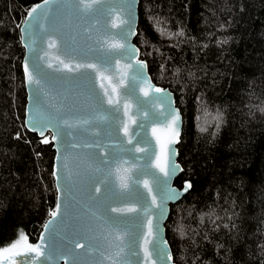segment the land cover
Masks as SVG:
<instances>
[{
  "label": "trees",
  "instance_id": "obj_1",
  "mask_svg": "<svg viewBox=\"0 0 264 264\" xmlns=\"http://www.w3.org/2000/svg\"><path fill=\"white\" fill-rule=\"evenodd\" d=\"M40 1L0 0V246L35 244L55 205L50 143L23 127L19 27ZM136 33L181 112L174 185L192 188L164 223L174 264H262L264 0H139Z\"/></svg>",
  "mask_w": 264,
  "mask_h": 264
},
{
  "label": "snow or ice",
  "instance_id": "obj_2",
  "mask_svg": "<svg viewBox=\"0 0 264 264\" xmlns=\"http://www.w3.org/2000/svg\"><path fill=\"white\" fill-rule=\"evenodd\" d=\"M134 3L135 0H120L118 6L128 12L127 18H121L119 14L110 18L113 9L117 7L115 0H42V3L27 11L24 19L26 27L22 29L21 39L27 37L26 47L31 53V64L26 60L24 73L27 84L33 89L30 97L33 110L26 124H31V131L39 132L43 137V144L50 143L44 131L51 129V139L61 141L65 158L74 154L77 160L85 163L86 174L89 179H94L97 193L102 191L99 185L103 184L106 200L124 201L123 207H111L98 202L88 210L87 246L96 253L91 264H130L133 256L137 257L135 264H140L137 247L143 252V264H156L154 257L161 260L166 257L167 264H174L173 253L168 249V241L163 238L161 231L168 215V201L177 200L182 194L169 183L178 171H182L174 159L177 155L174 146L180 142L181 112L175 106L172 93L151 83L146 75L148 64L140 58L141 50L129 43V37L137 35L132 30L135 21L131 9ZM53 5L56 7L53 8ZM61 13L71 16L78 23L81 32L90 33L86 38L91 43H85L82 47L77 45L76 36L69 35L65 26L59 23ZM183 35L181 30L168 38ZM45 44L48 49H56L58 53H62L57 55L55 66L51 62L44 64L45 57L48 56V52L42 47ZM77 53L90 56L91 61L73 64L72 58ZM43 67L52 71L44 72ZM163 67L161 65L162 70ZM62 72L81 73L82 79L95 74L103 99L94 91L87 97L88 108L93 115L69 118L60 109H56L55 115L49 111L54 105L47 98L56 91V83L61 79L53 74ZM144 84L148 85L147 90L143 87ZM152 93L158 95L152 96ZM56 94L59 95V92ZM141 95L144 99L140 98ZM121 101L123 115L136 127L131 128L127 121L121 120V131L127 139H117L107 154L85 151L99 147L94 140L65 139V135H73L71 132L65 133V129H79L87 133L101 122H115L119 119ZM133 102L136 113L143 112V119L139 123L132 114ZM105 104L110 108H104ZM149 124L156 151L152 150L146 137L140 134ZM125 144L133 147H125ZM76 149L80 151L76 152ZM124 153L130 154V158H123ZM135 153H145V157H137ZM152 155H155L154 162L151 161ZM142 158L146 163L140 166L136 161ZM149 164L160 175L149 173ZM63 167L68 168V165L65 163ZM96 173L103 179L95 177ZM53 175L57 176L56 170ZM140 175H151V181H141ZM111 177L115 178L116 188L111 186ZM62 178L65 181V191H70L71 173ZM141 184L145 191L136 187ZM190 188L192 184L185 182L183 192ZM60 208L58 197L56 209L50 212L53 221L44 226L48 235L45 237L42 234L39 243L29 242L28 236L21 232L10 245L0 246V264H55L62 256L69 255L70 249L56 239L55 229L51 227ZM130 224L133 225L132 228L129 227ZM126 238H131L128 243Z\"/></svg>",
  "mask_w": 264,
  "mask_h": 264
},
{
  "label": "water",
  "instance_id": "obj_3",
  "mask_svg": "<svg viewBox=\"0 0 264 264\" xmlns=\"http://www.w3.org/2000/svg\"><path fill=\"white\" fill-rule=\"evenodd\" d=\"M138 1L139 0H135L134 6L131 9V15L134 17V21H135L132 25V30L135 32H136V26H137ZM115 2L117 4V7L113 9L112 13L110 14V18H114L117 14H119L121 18H127L128 12L125 9L120 8L118 6L120 3V0H115ZM40 3H42V0L36 3L35 5L40 4ZM52 7L55 8L56 6L53 5ZM24 19H25V16L19 27L20 45L23 50V55H22V59L20 62V68L22 72L23 86H24V91H25L23 127L28 133L34 134L38 139H43V137L39 135V132L31 131L30 123L26 124V121H28L29 117L32 115L33 104H32L30 97L33 94V89H32V86L27 84L25 73H24V64L26 60L29 64H31V60L29 59L31 56V53L29 51V48L26 47L27 37L25 36L23 40L21 39V36L23 35L22 29L26 27V24L24 23ZM117 22L119 21L117 20ZM59 23L65 26V31L69 35L76 36L77 39L75 43L77 45L82 47L85 43H91V41H87V38H86L87 35L90 33L85 34L81 32L79 29L78 23L74 19H72L71 16L65 15L63 13L59 14ZM111 31H115V30H111ZM134 37L135 36L129 37V43L131 45H134L133 44ZM42 47L44 48L46 52H48V56L45 57L44 64L51 62L55 66L57 63V60H56L57 55H62V53H58L56 49H48L46 44L42 45ZM90 61H91V57L85 56L82 53H77L72 58L73 64L86 63ZM43 71L50 73L52 70L48 69L47 67H43ZM83 71L84 70L82 69L81 72ZM53 75L60 77L61 79H59L56 83V91L50 93L49 97L47 98L48 102L54 105V108H50L49 111L53 115H55L56 109H60L61 112L64 115L68 116L69 118L93 115V113L88 108L87 97L89 96L90 93L94 91L96 94L99 95L101 99H103V93H102V90L99 88V83L95 78V74H90L87 79H82L81 73H77V72L54 73ZM146 75L150 79L148 73H146ZM153 85L156 86L155 84ZM143 87L145 88V90L148 89L147 84H144ZM156 87H159V86H156ZM56 92H59V95H57ZM138 94H139V90H138ZM151 95L155 96L158 94L152 93ZM140 98L144 99L142 95L140 96ZM172 99H173V95H172ZM133 103H134V107L132 110V114L136 117L137 122L139 123L143 119V112H140L139 114H137L136 109H135V102ZM122 104H123V101H121V111L119 113V119H117L115 122H111V121L108 123L101 122L98 125L94 126L92 130L87 133L81 132V130L79 129H65L64 130L65 133H68V132L73 133V135L71 136L65 135V139L79 140V139L87 138L90 140H94L99 144V147H96L94 149H86L85 151L95 152L96 154H100L102 152L104 154H107V151L109 150V148L112 147V145L115 143L117 139L121 141H126L127 139L126 137H124L123 132L121 131V128H122L121 120L127 121V117L123 115ZM104 108L109 109L110 106L105 104ZM127 122L130 124L131 128L136 127V125L131 124V121H127ZM180 131H181V125H180ZM140 134L142 137H146V139L152 145V150L156 151L155 140L153 139L152 134H151V125L150 124L147 125L143 130H141ZM44 135L45 136L49 135L50 146L53 151L52 165H51V177L53 180V186L55 190V205H54L53 210L56 209L58 197L60 198V203H61L60 212L58 213L51 227L55 229L56 239L58 241L63 242L67 246V248L70 249V254L67 256H62L59 260L55 261V264H91V261L93 257L96 255V253L94 251H90L87 246L88 240H87L86 225L88 224V221H89V211L88 210L92 208L94 205H96L98 202H104L110 205L111 207H123L124 201L106 200L105 199L106 194L103 190L104 189L103 184L99 185L102 188V191L100 193H97L95 191L96 184L94 183V179H89L88 175L86 174L85 163L77 160L74 154L69 155L67 156V158H65V153H64V149L62 147L61 141L59 139L57 141H52L51 139L52 137L51 129L45 130ZM141 146L147 147V145H141ZM176 146L177 144L174 147L176 148ZM125 147H133V146L125 144ZM75 151L79 152L80 149H76ZM135 155L137 157H145V153H135ZM123 158L129 159L130 154L124 153ZM174 159H175V162L177 163V160H176L177 155L175 156ZM151 161L152 162L155 161V155L151 156ZM65 163L68 165V168L63 167ZM136 163L140 166H143L146 163V160L142 158L136 161ZM125 167H127V165H125ZM54 170L57 171V176L53 175ZM147 171L149 173H155L157 175H160L157 169L151 167V164H149ZM68 173H71V180H70L71 190L66 192L64 188L65 181L62 177L63 175L68 174ZM180 174H181V171H178L175 174V176H173L171 180L169 181L170 186L172 188H175L178 192H181L182 194L179 196L177 200L168 201L167 203L168 214H169V207L177 203L188 192V191L183 192L185 183H183L181 187L179 188L174 185V180ZM95 177H99L100 179H103V177L99 173H96ZM133 178L135 179L136 177L134 176ZM109 179L112 181L111 186L113 188H116L115 178L111 177ZM139 179L141 181L145 179L151 181V175H147V176L140 175ZM136 187H138L140 191H145L142 187V184L137 185ZM148 200L150 203L151 198L149 197ZM101 211H103V209H101ZM166 219L163 221L162 231H161V235L163 236L164 239H166L164 235V223ZM50 221H53L52 216H49V218L42 225L39 231V234L37 236V239L35 241V244L41 241L42 234L45 237L48 235L44 226ZM129 227L132 228L133 225L130 224ZM130 239L131 238H126V243H128ZM167 247L169 249L168 245ZM44 249L45 250L47 249L46 241L44 243ZM125 251L127 252V248L125 249ZM136 251L139 253L140 264H143L142 250L137 247ZM136 259L137 257L135 256L131 257L130 264H135ZM154 259H156V264H167L166 257L163 260L155 258V257Z\"/></svg>",
  "mask_w": 264,
  "mask_h": 264
},
{
  "label": "built area",
  "instance_id": "obj_4",
  "mask_svg": "<svg viewBox=\"0 0 264 264\" xmlns=\"http://www.w3.org/2000/svg\"><path fill=\"white\" fill-rule=\"evenodd\" d=\"M46 137H48V139H49V135H46Z\"/></svg>",
  "mask_w": 264,
  "mask_h": 264
}]
</instances>
